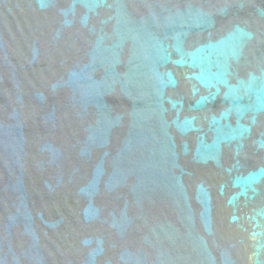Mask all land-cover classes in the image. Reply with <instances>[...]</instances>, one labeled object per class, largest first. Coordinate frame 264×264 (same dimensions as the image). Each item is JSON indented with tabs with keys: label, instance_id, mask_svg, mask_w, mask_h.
I'll list each match as a JSON object with an SVG mask.
<instances>
[{
	"label": "water",
	"instance_id": "water-1",
	"mask_svg": "<svg viewBox=\"0 0 264 264\" xmlns=\"http://www.w3.org/2000/svg\"><path fill=\"white\" fill-rule=\"evenodd\" d=\"M0 264H264V0H0Z\"/></svg>",
	"mask_w": 264,
	"mask_h": 264
}]
</instances>
